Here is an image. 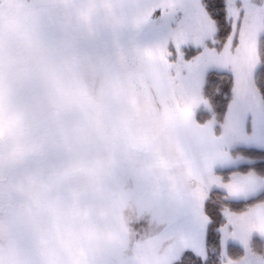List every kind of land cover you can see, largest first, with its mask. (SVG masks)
Masks as SVG:
<instances>
[{
	"label": "rangeland",
	"instance_id": "374dc122",
	"mask_svg": "<svg viewBox=\"0 0 264 264\" xmlns=\"http://www.w3.org/2000/svg\"><path fill=\"white\" fill-rule=\"evenodd\" d=\"M24 1L0 0V264H173L190 245L205 255L204 204L219 180L190 176L173 150L157 101L166 75L147 71L159 58L134 40L116 52L75 41ZM242 5L227 2L233 31L222 51L207 46L217 26L204 5V33L159 28L175 40L163 47L170 61L176 51L170 81L183 106L212 112L208 73L259 51L264 13ZM186 46L203 50L187 61ZM227 235L222 264L244 259L229 256L232 245L254 252V239L247 249Z\"/></svg>",
	"mask_w": 264,
	"mask_h": 264
},
{
	"label": "crops",
	"instance_id": "0c3cea01",
	"mask_svg": "<svg viewBox=\"0 0 264 264\" xmlns=\"http://www.w3.org/2000/svg\"><path fill=\"white\" fill-rule=\"evenodd\" d=\"M236 1L242 2L241 8L247 5L248 11L257 8L264 13V0ZM23 3L36 12L44 11L66 23L69 34L75 41L93 40L94 43L109 44L103 51L116 52L123 48L124 43L134 40V50L139 54L143 52L150 58L158 57L159 59L151 58L155 61L154 68L148 67L147 71L153 76L157 73L166 75L163 97L156 98L165 116L173 150L186 172L194 178L199 177L201 182L215 175L219 184L212 190H223L232 200H247L264 191V177L254 172H233L227 181L217 176H220L219 171L250 162L243 157L235 158L232 150L240 147L264 150V100L255 82V75L260 67L258 51L236 53L230 57L225 68L219 71L230 73L234 77L233 97L220 135L216 133L214 123H198V106H183L175 96V88L170 81L171 76L176 73L172 65L177 62L176 59L173 62L168 59L163 43H173L175 40H163L164 36L159 34V28H172L174 31L178 28L180 32L177 36L188 32L194 35L204 33L202 0H25ZM245 15L244 19H247L248 16ZM155 17L161 22H157ZM206 25L212 26L211 21L207 19ZM133 28L134 35L131 34ZM144 28L152 31L144 33ZM224 214L226 224L221 229L222 246L225 233L228 234L226 239L229 240V245L240 243L247 246V249L255 237L264 239V203L241 214L231 211H225ZM205 230L207 233V228ZM202 245L204 249L201 250L206 254L201 257L206 258V234ZM189 247L181 251L180 255L186 251H193L195 254L199 252L192 248L195 246ZM238 264H264V255H257L250 250Z\"/></svg>",
	"mask_w": 264,
	"mask_h": 264
},
{
	"label": "trees",
	"instance_id": "16d2710c",
	"mask_svg": "<svg viewBox=\"0 0 264 264\" xmlns=\"http://www.w3.org/2000/svg\"><path fill=\"white\" fill-rule=\"evenodd\" d=\"M228 0H202L206 11L212 20L216 23L217 32L213 38L207 42L210 49L222 51L233 31L232 21L228 17ZM201 47L186 46L184 48V58L187 61L194 59L202 52ZM170 51L174 55L176 51L173 46ZM259 59L260 67L255 75L256 86L264 100V35L259 41ZM234 77L230 73L212 70L206 77V83L203 88V94L213 107L212 112L200 108L196 111V119L199 124H207L216 121L215 131L221 134L230 102L233 97ZM232 155L243 157L250 160L248 163H242L235 168L219 171L225 181L233 172L249 173L254 172L260 177H264V150L258 148L240 147L232 150ZM264 203V191L257 196L247 200H232L228 194L220 189H214L205 200L204 212L209 219L206 233V258L198 256L193 251H186L173 264H222V233L221 229L226 223L225 211H231L236 214L246 212L249 208ZM252 248L257 255H264V239L256 237L253 240ZM229 256L233 259L241 258L245 255L244 249L239 246H230Z\"/></svg>",
	"mask_w": 264,
	"mask_h": 264
},
{
	"label": "snow or ice",
	"instance_id": "6c2138e0",
	"mask_svg": "<svg viewBox=\"0 0 264 264\" xmlns=\"http://www.w3.org/2000/svg\"><path fill=\"white\" fill-rule=\"evenodd\" d=\"M245 131H247V125L245 126Z\"/></svg>",
	"mask_w": 264,
	"mask_h": 264
}]
</instances>
